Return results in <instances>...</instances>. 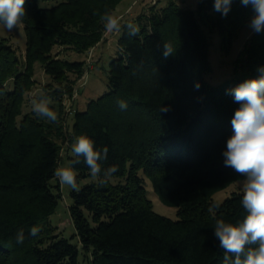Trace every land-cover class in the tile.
Masks as SVG:
<instances>
[{
	"label": "trees",
	"instance_id": "trees-1",
	"mask_svg": "<svg viewBox=\"0 0 264 264\" xmlns=\"http://www.w3.org/2000/svg\"><path fill=\"white\" fill-rule=\"evenodd\" d=\"M41 1L49 0L25 3L24 59L0 36V264H82L81 255L87 264H222L224 250L208 208L217 201L215 193L243 179L224 165L231 121L240 107L231 90L260 77L264 31L254 32L236 59V70L241 67L251 76L212 85L205 78L211 71L205 27L219 28L221 47L229 51L252 7L234 0L224 16L213 13L214 0H198L195 9L168 0L121 24L131 22L139 33L130 37L122 27L118 55L110 60L109 90L75 112L72 132L87 135L97 149L107 146L101 164L118 166L113 177L124 181L110 179L100 186L96 180L72 191L74 243L49 237L42 222L62 198L53 173L61 157L55 137L64 132L67 116L63 99L72 94L86 65L51 52L58 45L79 53L97 45L106 32L102 15H115L122 0H55L53 6ZM165 43L174 50L167 57ZM37 61L51 78L45 92L60 104L55 124L24 111L36 84ZM121 100L128 105L125 110L118 106ZM74 168L77 183L91 175L82 157ZM145 176L162 202L178 208V218L155 211ZM241 198L236 191L220 202L216 218L242 220ZM33 226L40 228L36 236L29 235ZM21 230L25 239L17 243Z\"/></svg>",
	"mask_w": 264,
	"mask_h": 264
},
{
	"label": "clouds",
	"instance_id": "clouds-1",
	"mask_svg": "<svg viewBox=\"0 0 264 264\" xmlns=\"http://www.w3.org/2000/svg\"><path fill=\"white\" fill-rule=\"evenodd\" d=\"M234 0H214V10L227 16ZM26 0H0V25L11 32L23 23L26 15ZM244 7L251 6L255 15L250 21L251 29L260 33L264 31V0H240ZM105 29L109 32H120L127 28V34L137 36L139 28L129 22L121 25L119 17L105 12L102 17ZM170 44H164L165 57L173 53ZM257 79H249L231 90L234 100L240 104L235 111L231 124L233 135L227 140L223 151L224 165L231 167L235 173L243 177L240 184L242 193L241 205L246 215L239 222H227L216 218L221 205L213 201L208 212L215 219L214 235L219 240V246L224 250L222 264H264V69ZM199 87V85H197ZM52 99L44 89H39L31 99L32 111L50 123H58V113L50 106ZM121 110L127 108L123 100L118 102ZM108 147H95V142L87 135L75 138L71 152L75 157L68 166H58L54 177L60 184L79 191L75 164L83 163L89 169L91 176L104 186L119 171L118 166L103 167L101 161L108 157ZM40 228L33 226L29 235L36 236ZM25 239L23 230L16 235L17 243Z\"/></svg>",
	"mask_w": 264,
	"mask_h": 264
},
{
	"label": "rangeland",
	"instance_id": "rangeland-1",
	"mask_svg": "<svg viewBox=\"0 0 264 264\" xmlns=\"http://www.w3.org/2000/svg\"><path fill=\"white\" fill-rule=\"evenodd\" d=\"M168 0H122L119 7L123 10L129 5L130 9L137 10L144 4V9L152 4H158V6L164 5ZM184 7H191L195 9L198 6V0H178ZM56 3L55 0L41 1L42 6H53ZM216 15L217 11L213 10ZM116 15H119V11H115ZM255 13L251 15L249 20L241 28L239 36L236 38L231 49L227 51L221 47V33L217 28L213 32L208 31L205 27L208 40H209V60L211 65V71L205 75L206 80L212 85H218L225 80L234 76H251V72L239 67L236 70V59L240 50L244 47L247 39L254 33L250 27V21ZM129 18V16H128ZM122 24V22L120 21ZM120 32H109L106 30L103 45H95L85 52L79 53L72 50L69 47L55 46L51 52L54 56H60L61 58H67L70 60H85L86 69L83 76L77 81V84L72 94H66L63 99V105L66 113V118L63 122L64 132L55 137L60 146V166H68L71 164V147L75 140L74 133L72 132V123L74 114L77 110L83 111L86 109L87 103L94 98L99 97L109 90L108 75L110 68V60L118 55V35ZM0 36L9 40L17 49L18 54L22 59L25 57L27 36L25 26L22 23L18 28L7 31L3 25H0ZM101 40V41H102ZM100 41V42H101ZM96 47V48H95ZM72 78L74 76L70 75ZM35 79L36 84L27 95V103L24 111H32L31 99L39 89H44L45 86L51 81V78L44 72L43 66L40 61L35 63ZM54 83V86H57ZM58 105L52 101L50 105L55 111H58ZM146 190L148 197L153 201L154 209L158 213L168 216L170 218H178V208L176 206H170L161 201L159 195L153 188L152 181L145 176ZM243 179L237 180L229 185L227 188L222 189L214 194L213 198L219 202L224 201L227 197L231 196L234 192L240 191V184ZM55 181H58L57 179ZM96 181L91 175L79 178V188L83 185ZM111 181L117 183L124 181L119 177H112ZM72 189L66 185L61 184L62 198H60L58 206L55 212L46 220L42 222V225L49 229L48 236H64L69 238L72 242L77 243L78 238L76 234V228L73 218L70 213V206L73 203ZM86 214L89 216L88 212ZM81 246V244H79ZM82 264H87L84 260V256H80Z\"/></svg>",
	"mask_w": 264,
	"mask_h": 264
},
{
	"label": "crops",
	"instance_id": "crops-1",
	"mask_svg": "<svg viewBox=\"0 0 264 264\" xmlns=\"http://www.w3.org/2000/svg\"><path fill=\"white\" fill-rule=\"evenodd\" d=\"M178 1V0H177ZM179 2V1H178ZM181 4V3H180ZM182 5V4H181ZM144 6V4H143ZM139 7L137 10H133V8L130 9L129 5L126 7L125 10H123L122 8L119 7V5L117 6L116 10L115 11H119V15H116L117 17H119L120 21L123 23H125L126 21H133L134 19H136V17L142 13L143 11L146 10V8L144 9V7ZM183 6V5H182ZM129 16V18H128ZM120 36V33L118 35V37ZM100 44H98L99 46L100 45H103L105 44L104 43V40H102L101 42H99ZM97 45V46H98ZM96 48V47H95Z\"/></svg>",
	"mask_w": 264,
	"mask_h": 264
}]
</instances>
